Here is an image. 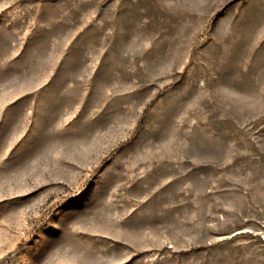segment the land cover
I'll return each mask as SVG.
<instances>
[{
  "label": "rangeland",
  "instance_id": "rangeland-1",
  "mask_svg": "<svg viewBox=\"0 0 264 264\" xmlns=\"http://www.w3.org/2000/svg\"><path fill=\"white\" fill-rule=\"evenodd\" d=\"M0 264H264V0H0Z\"/></svg>",
  "mask_w": 264,
  "mask_h": 264
}]
</instances>
